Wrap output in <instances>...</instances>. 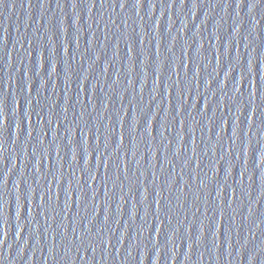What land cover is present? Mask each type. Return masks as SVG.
Wrapping results in <instances>:
<instances>
[{"label": "water", "instance_id": "obj_1", "mask_svg": "<svg viewBox=\"0 0 264 264\" xmlns=\"http://www.w3.org/2000/svg\"><path fill=\"white\" fill-rule=\"evenodd\" d=\"M0 110V264H264V0H0Z\"/></svg>", "mask_w": 264, "mask_h": 264}, {"label": "snow or ice", "instance_id": "obj_2", "mask_svg": "<svg viewBox=\"0 0 264 264\" xmlns=\"http://www.w3.org/2000/svg\"><path fill=\"white\" fill-rule=\"evenodd\" d=\"M257 3H259V0H257ZM255 6H256V4L253 5V7H255ZM4 117H5V114L3 113L2 110H0V123L4 122ZM2 131H3V129L0 128V132H2ZM68 131H70V129ZM161 135L163 136V133H161ZM165 139H166V137H165Z\"/></svg>", "mask_w": 264, "mask_h": 264}]
</instances>
